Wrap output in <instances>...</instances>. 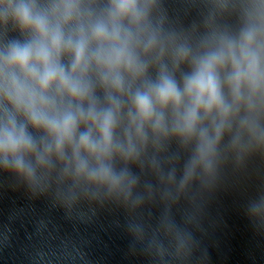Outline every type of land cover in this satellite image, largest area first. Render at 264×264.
<instances>
[{
  "label": "clouds",
  "instance_id": "1",
  "mask_svg": "<svg viewBox=\"0 0 264 264\" xmlns=\"http://www.w3.org/2000/svg\"><path fill=\"white\" fill-rule=\"evenodd\" d=\"M161 7L0 0V168L68 206L104 193L135 208L155 187L145 177L184 193L224 151L264 155V0H211L179 30ZM248 211L264 221V191ZM159 227L178 254L189 245L169 212Z\"/></svg>",
  "mask_w": 264,
  "mask_h": 264
},
{
  "label": "water",
  "instance_id": "2",
  "mask_svg": "<svg viewBox=\"0 0 264 264\" xmlns=\"http://www.w3.org/2000/svg\"><path fill=\"white\" fill-rule=\"evenodd\" d=\"M145 178L155 187L138 207L104 193L68 206L56 185L0 168V264H264V221L248 211L264 172L215 171L184 193ZM165 212L189 237L182 253L159 227Z\"/></svg>",
  "mask_w": 264,
  "mask_h": 264
}]
</instances>
